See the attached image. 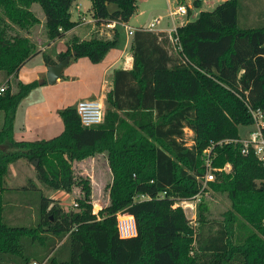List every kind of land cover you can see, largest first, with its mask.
<instances>
[{
	"label": "trees",
	"instance_id": "16d2710c",
	"mask_svg": "<svg viewBox=\"0 0 264 264\" xmlns=\"http://www.w3.org/2000/svg\"><path fill=\"white\" fill-rule=\"evenodd\" d=\"M72 1L0 0V71L5 76L41 52L19 32L38 23L30 5H39L47 39H53L77 22L70 18ZM89 1L97 22L127 23L136 9L135 0ZM200 3L193 0L192 6ZM237 13L238 0L199 9L176 25V50L166 32L137 26L130 40L131 66L113 70L102 119L95 124H82L69 105L59 112V133L16 140V105L37 81L16 80L14 90L5 86L0 93V264L38 262L48 253L43 264H264V164L250 148L240 152L237 130L238 124L252 123L249 110L258 109L264 137V23L240 26ZM117 36L114 31L111 38H74L56 60L73 50L74 57L96 62ZM41 55L46 64L56 62L46 52ZM185 126L192 131L189 144ZM208 145L213 166L229 163L228 171L215 170L205 181L229 200L217 218L201 214ZM99 152L105 154L111 178L108 201L95 214L88 178L75 175L71 161ZM18 158L36 159L34 176L48 189L69 192L78 186L76 208L63 209L27 178L19 187L36 191L37 222L9 223L3 215L4 175ZM195 194L197 224L192 226L175 202ZM118 211L132 215L135 234L119 236ZM125 218L120 217L124 225Z\"/></svg>",
	"mask_w": 264,
	"mask_h": 264
},
{
	"label": "crops",
	"instance_id": "0c3cea01",
	"mask_svg": "<svg viewBox=\"0 0 264 264\" xmlns=\"http://www.w3.org/2000/svg\"><path fill=\"white\" fill-rule=\"evenodd\" d=\"M189 7H191V9L186 12V15L183 16L184 18H169L164 20L160 25H158V23L152 31H163L171 27L172 24L179 25L188 19H192L195 17L200 7ZM69 11L70 18L72 20H77L76 24L64 31L62 36L47 39L43 44L35 45L37 49H40L41 52L48 53L55 61H57L56 54L69 47L74 38H89L90 32L92 33L94 27H97V25L100 26L98 34L103 35L105 38H111L114 31H117L116 25L120 24L117 23L113 27H105V23L95 21L91 16L89 0H73L69 7ZM39 19L40 22H43V13ZM149 20H151V18H148L143 23H138L137 25L127 24L132 27L146 26ZM27 36L29 37V35ZM130 40L131 34H128L126 30L125 34L116 37L115 44L111 46L101 59L96 62L91 61L85 55L74 57L72 55L73 50H71V54L66 55L68 56L67 61L62 66L60 75L52 83H48L45 80L46 63H44L42 59L41 52H37L27 59L17 69L15 74L5 76L1 71L0 73H2L4 77L0 74V85L4 84L6 86L7 84H10V87L13 90L15 89L14 82L16 80H20L21 82L31 80L37 81V84L22 96L16 105L12 123V137L16 140H32L47 138L59 133L63 127L62 119L59 114L60 110L65 106H74L75 102L81 98L87 97L98 99L104 108L106 105L105 94L110 88L113 70L115 68L128 69L131 66L132 57L130 54ZM74 71L75 73L73 74L72 72ZM72 81L81 82L82 90L84 89L83 91L85 93H77L75 96H71V94H69L70 90L68 89V84L72 83ZM243 137L246 136H242L241 138ZM98 158L103 159L106 164L108 169L106 174L108 183L111 175L103 152L72 160L71 167L72 169L76 167L78 174L84 175V177H87L90 182H95L94 178L98 175V173H95V170L99 169L97 164ZM25 168L22 160L8 164L7 171L4 175V184H6V186H11V181L16 180L18 181L17 185H22V181L25 178H31L40 188H42L34 174L31 172H25ZM73 173L75 172L73 171ZM60 191L67 194L70 192H66L62 189H56L53 192ZM53 192L48 194V196L55 198L52 194Z\"/></svg>",
	"mask_w": 264,
	"mask_h": 264
},
{
	"label": "rangeland",
	"instance_id": "374dc122",
	"mask_svg": "<svg viewBox=\"0 0 264 264\" xmlns=\"http://www.w3.org/2000/svg\"><path fill=\"white\" fill-rule=\"evenodd\" d=\"M193 0H135L136 3V10L133 13V15L130 17L128 24L131 25H137L138 23H143L148 18H153L154 16H160L159 24L169 19V17L166 15L168 9L173 8L177 5V3H183L187 6L188 11L191 9ZM221 0H202L200 3L199 9H212L215 4L220 2ZM88 4V3H87ZM30 9L32 12L37 16V18H41V9L37 3H32L30 5ZM195 9V8H194ZM141 11V12H140ZM166 13V14H165ZM178 18H184L183 16H177ZM38 18V23L34 24L30 27L28 32H25L23 30L19 31L22 34L29 35V38L33 40L35 45L43 44L47 40L46 31L43 22H40V19ZM237 21L238 25L240 26H256L264 23V0H238V13H237ZM178 22V21H177ZM99 27H94V31L92 33L90 32L91 36H103L99 33ZM116 29L118 32V36H121L122 34L126 33V28L123 27L120 24L116 25ZM173 49V48H172ZM175 50V49H173ZM80 67V65H79ZM78 67V69H79ZM67 68V67H65ZM66 70V69H64ZM1 72V71H0ZM73 74L75 73L72 72ZM2 74V73H0ZM4 77V75L2 74ZM2 77V78H3ZM69 94L71 96H75L77 93L84 94L85 92L82 90V84L78 81H72V83L68 84ZM87 98V97H85ZM2 115L3 111L0 110V125L2 123ZM256 129L255 125L252 123L249 124H238L237 130H238V136L241 138L242 136H247L251 131H254ZM184 131V140L187 144L191 143V135L192 131L188 127L183 128ZM22 160L25 165V172H31L34 174V167L33 163L29 160H26L25 158H18L16 161ZM97 164L99 166L98 170H95V173H98V175L95 176V182H90V201L92 203V212L95 214L98 213L99 209L104 206L108 201V190L106 187L107 184V178L106 174L108 172V169L106 167V164L103 159L98 158ZM17 166V165H16ZM73 171L75 172V175L78 174V170L73 168ZM84 177V175H80ZM25 178L22 182H26ZM18 181L14 180L11 181L10 185L7 186L8 189H5L2 192L3 198L6 201L5 205L3 206V215L11 224H22L25 226L35 225L38 219V205H37V194L35 190H32L28 185V189L20 188V185H17ZM201 183L203 186H205L206 190L202 192V198L204 201V204L206 205V208L202 210L203 216L207 218H217L219 213L222 212L224 209H226L229 206V200L225 196V193L216 192L207 187V184L205 181L201 180ZM6 185V184H5ZM42 186L41 190L42 193L45 195L51 194V192L55 191L56 189H48L44 185L40 184ZM79 187L74 186L72 190L67 194L63 191L60 192H53L52 194L55 196L54 201L61 206L63 209H72L76 208V202L75 198L77 195H81V192H79ZM140 197V196H139ZM185 212L188 219L189 224L192 226H195L197 224V214L195 212L194 217L191 216V211L187 208H185ZM119 212L115 213V224L117 228V219H118ZM50 243H52V239H49ZM60 241H55V246H57ZM50 246V245H49ZM40 247V253L41 255H45L46 250L45 248ZM48 248V246H47ZM45 253V254H44ZM49 255V253H48ZM46 255L41 260H38L39 264H43L46 260ZM37 260V259H36Z\"/></svg>",
	"mask_w": 264,
	"mask_h": 264
},
{
	"label": "built area",
	"instance_id": "2783aa9c",
	"mask_svg": "<svg viewBox=\"0 0 264 264\" xmlns=\"http://www.w3.org/2000/svg\"><path fill=\"white\" fill-rule=\"evenodd\" d=\"M187 12V6L183 3H177V5L173 8L168 9V11L165 13L169 18H178L177 16H185ZM160 20V16H154L149 20L146 26H144L146 29L152 30L155 29L156 25L158 24ZM105 27H113L115 24L120 23L123 27L126 28L128 34H132L133 30L136 27L129 26L125 22H119L116 20H108L104 22ZM167 34V38L170 41V44L173 49H178V41H177V35H176V25L172 24L171 27L167 28L166 30H163ZM157 32V31H155ZM5 85H0V93L4 90ZM76 113L78 114L79 120L84 125H90L95 124L101 121L102 119V110L103 106L102 103L95 98H81L78 99L74 104ZM252 119L253 124L255 125L256 129L254 131H251L248 136L239 138V142L241 143L240 152L246 153L249 148L252 150L253 154L257 158L258 161H260L262 164H264V137L261 133V126L263 124V114L260 110H249ZM210 145H208L205 148V155H204V175L202 180H212L214 176L215 170H223L228 171L229 170V163H224L220 167H216L212 165L211 162V156H210ZM141 197V196H140ZM198 200V195H192L190 198L187 199H180L175 202V204H178L181 206L185 216L187 219H189L186 215L185 208L189 209L191 212V218L195 216V205L196 201ZM119 212V211H118ZM117 219V231L119 236L125 237V236H131L135 234V225H134V219L132 215L125 213V212H119ZM120 217H126L125 219H128L127 224H122L120 221ZM190 220V219H189ZM190 222V221H189ZM130 224V225H129ZM25 264H39L36 260H30L26 262Z\"/></svg>",
	"mask_w": 264,
	"mask_h": 264
},
{
	"label": "water",
	"instance_id": "95a60500",
	"mask_svg": "<svg viewBox=\"0 0 264 264\" xmlns=\"http://www.w3.org/2000/svg\"><path fill=\"white\" fill-rule=\"evenodd\" d=\"M67 57L68 56H65L63 59H60L52 64H46L45 80L48 83L54 82V80L60 75V70L67 61ZM32 162L36 164L37 161L34 159Z\"/></svg>",
	"mask_w": 264,
	"mask_h": 264
}]
</instances>
